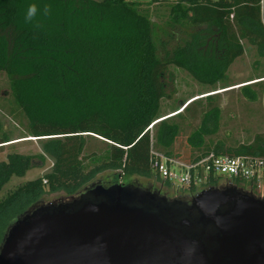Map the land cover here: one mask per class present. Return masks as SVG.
I'll use <instances>...</instances> for the list:
<instances>
[{
    "label": "trees",
    "instance_id": "1",
    "mask_svg": "<svg viewBox=\"0 0 264 264\" xmlns=\"http://www.w3.org/2000/svg\"><path fill=\"white\" fill-rule=\"evenodd\" d=\"M29 4H36L38 13L25 23ZM45 5L47 16L40 14ZM155 7L168 10L171 28L180 29L171 50L166 49L168 40H155L147 14L140 12ZM155 7L128 0H0V73L27 121L28 138L38 141L42 152L36 157L8 154L0 162L1 239L18 215L38 201L47 202L46 191L63 192L59 198H65L99 181L103 186L135 183L176 195L151 170L149 149L177 158L172 147L183 123L192 118L194 106L202 107L203 100L211 105L218 94L181 102V108L163 118L160 102L173 94L168 91L173 80L169 67L214 87L243 55V42L264 58V0H181ZM253 84L239 88L251 103L257 102L249 87ZM220 117L218 106L201 112L186 145L202 152ZM93 140L105 145V155L101 165L86 172V161L95 156L86 157L85 146ZM12 141L0 126V153ZM223 150L218 144L213 151L221 155ZM224 154L264 158V133ZM45 156L52 162L47 173L5 188L36 167L35 158L42 165ZM227 182L218 177L209 187ZM197 192L178 196L191 198ZM253 193L264 197L262 189Z\"/></svg>",
    "mask_w": 264,
    "mask_h": 264
},
{
    "label": "water",
    "instance_id": "2",
    "mask_svg": "<svg viewBox=\"0 0 264 264\" xmlns=\"http://www.w3.org/2000/svg\"><path fill=\"white\" fill-rule=\"evenodd\" d=\"M0 264H264V197L231 183L169 198L96 181L18 215Z\"/></svg>",
    "mask_w": 264,
    "mask_h": 264
},
{
    "label": "rangeland",
    "instance_id": "3",
    "mask_svg": "<svg viewBox=\"0 0 264 264\" xmlns=\"http://www.w3.org/2000/svg\"><path fill=\"white\" fill-rule=\"evenodd\" d=\"M140 12L147 14L153 27L155 40H163L164 42L168 40L166 49L171 50L170 48L176 43L175 40H180L181 34L180 29L171 28L173 21L169 11L161 7H155L153 10L140 9ZM243 50V55L229 67L226 79L217 83L214 87L198 84L185 72L169 67V73L172 74L173 80L168 91L173 92V94L170 99H162L160 102V116L163 118L174 110L181 108V102H189L191 99L195 100L211 94H218L211 105L203 100L202 107L194 106L196 111H194L192 118H188L183 123L181 133L172 147V151L178 159L187 162L200 155V153H215L213 150L218 144L224 149V153H231L233 149L240 145L250 144L256 134L264 133V58L259 57L257 51L244 42ZM166 83L169 84L168 79H166ZM248 84H253L249 87L257 95V102L255 103L248 102L239 89ZM213 90L216 91L212 92ZM212 106H218L221 110L220 125L215 134L206 137L202 152L197 153L186 145V137L199 125L201 112L209 110ZM0 126L1 132L7 134L13 140L11 145L2 148L0 162L5 161L8 154L33 157L42 154L40 143L28 138L27 121L11 95L9 83L4 73H0ZM95 142V140L90 141L85 146H88L84 153L85 156H95L93 159L86 161V172L103 162L106 147ZM34 160L33 163L36 167L27 171L22 178H13L5 188L10 189L23 182L34 180L50 170L52 162L49 157L45 156L42 165L37 158ZM220 183H222V180ZM174 186L175 188L171 186L168 190L176 195L171 194L167 197H178L182 191H186V189H177V184ZM260 186L264 191V184H260ZM238 187L250 191L247 183H239ZM46 192L47 202L59 198L63 193L59 191L54 194L49 191ZM2 196L0 194V197Z\"/></svg>",
    "mask_w": 264,
    "mask_h": 264
},
{
    "label": "built area",
    "instance_id": "4",
    "mask_svg": "<svg viewBox=\"0 0 264 264\" xmlns=\"http://www.w3.org/2000/svg\"><path fill=\"white\" fill-rule=\"evenodd\" d=\"M145 7L176 5L181 0H128ZM149 165L153 173L162 181L177 189L201 191L209 188L218 177H226L227 183L234 181L247 183L249 190L261 189L264 184V158L233 157L227 154H204L199 160L185 162L165 156L154 148L149 149Z\"/></svg>",
    "mask_w": 264,
    "mask_h": 264
},
{
    "label": "clouds",
    "instance_id": "5",
    "mask_svg": "<svg viewBox=\"0 0 264 264\" xmlns=\"http://www.w3.org/2000/svg\"><path fill=\"white\" fill-rule=\"evenodd\" d=\"M38 9L36 4H29L24 13V22L31 23L34 21V18L37 16ZM40 14L47 16L49 14V7L47 5L43 6L40 10Z\"/></svg>",
    "mask_w": 264,
    "mask_h": 264
},
{
    "label": "crops",
    "instance_id": "6",
    "mask_svg": "<svg viewBox=\"0 0 264 264\" xmlns=\"http://www.w3.org/2000/svg\"><path fill=\"white\" fill-rule=\"evenodd\" d=\"M213 1H216V0H213Z\"/></svg>",
    "mask_w": 264,
    "mask_h": 264
}]
</instances>
